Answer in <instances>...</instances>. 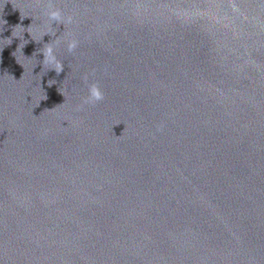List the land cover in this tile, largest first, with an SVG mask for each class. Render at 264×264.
Masks as SVG:
<instances>
[{
	"label": "water",
	"instance_id": "95a60500",
	"mask_svg": "<svg viewBox=\"0 0 264 264\" xmlns=\"http://www.w3.org/2000/svg\"><path fill=\"white\" fill-rule=\"evenodd\" d=\"M0 264H264V0H0Z\"/></svg>",
	"mask_w": 264,
	"mask_h": 264
},
{
	"label": "clouds",
	"instance_id": "9594fccd",
	"mask_svg": "<svg viewBox=\"0 0 264 264\" xmlns=\"http://www.w3.org/2000/svg\"><path fill=\"white\" fill-rule=\"evenodd\" d=\"M50 19L56 23H63L64 20L61 16V12L59 10H55L52 11L50 14ZM76 47V43L73 41L71 43H69V51H72L74 48ZM44 56V61L46 63H51L54 64L55 67L52 68V70H54L57 75H59L60 73H62L64 71V66L63 64L57 62L55 56H54V51L52 47H48L46 49V51L43 53ZM104 99V95L103 92L100 90V88L93 84L90 88H89V95L85 100V103H93V102H98ZM120 125V124H118ZM116 125V126H118ZM126 130V128H125Z\"/></svg>",
	"mask_w": 264,
	"mask_h": 264
}]
</instances>
